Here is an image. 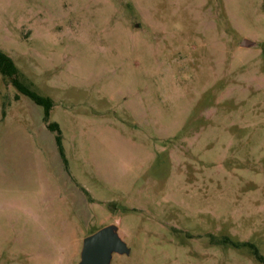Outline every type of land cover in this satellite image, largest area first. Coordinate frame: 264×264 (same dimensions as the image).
Returning <instances> with one entry per match:
<instances>
[{"label": "rangeland", "instance_id": "obj_1", "mask_svg": "<svg viewBox=\"0 0 264 264\" xmlns=\"http://www.w3.org/2000/svg\"><path fill=\"white\" fill-rule=\"evenodd\" d=\"M0 47L53 102L0 72V264H264V0H0Z\"/></svg>", "mask_w": 264, "mask_h": 264}, {"label": "water", "instance_id": "obj_2", "mask_svg": "<svg viewBox=\"0 0 264 264\" xmlns=\"http://www.w3.org/2000/svg\"><path fill=\"white\" fill-rule=\"evenodd\" d=\"M256 45L254 40L244 38L241 46ZM131 248L119 233V225H106L83 239L81 259L78 264H111L115 254H130Z\"/></svg>", "mask_w": 264, "mask_h": 264}, {"label": "trees", "instance_id": "obj_3", "mask_svg": "<svg viewBox=\"0 0 264 264\" xmlns=\"http://www.w3.org/2000/svg\"><path fill=\"white\" fill-rule=\"evenodd\" d=\"M0 72L7 78L17 89L18 91L26 96L32 98L36 103L45 106L46 120H48L50 116V111L53 107V102L50 98L44 97L38 94L36 91L32 90L29 86H27L24 82H22L19 78L20 71L14 59L7 54L0 47ZM49 128L52 131L57 132L56 139L59 145L60 152L63 157H65L64 146H63V137L62 131L57 122L50 123ZM232 245L236 247H250L254 250L255 254H258V251L254 244L250 242H231ZM257 256V255H256ZM257 258L261 261H264V258L258 254Z\"/></svg>", "mask_w": 264, "mask_h": 264}]
</instances>
